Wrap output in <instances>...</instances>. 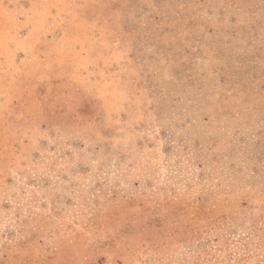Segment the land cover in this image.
<instances>
[{
    "label": "rangeland",
    "instance_id": "obj_1",
    "mask_svg": "<svg viewBox=\"0 0 264 264\" xmlns=\"http://www.w3.org/2000/svg\"><path fill=\"white\" fill-rule=\"evenodd\" d=\"M0 264H264V0H0Z\"/></svg>",
    "mask_w": 264,
    "mask_h": 264
}]
</instances>
